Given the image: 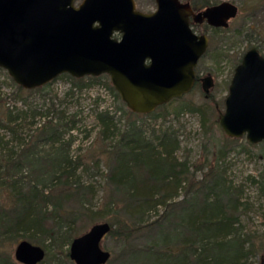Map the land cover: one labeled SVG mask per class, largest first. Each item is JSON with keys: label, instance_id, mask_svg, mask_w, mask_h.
I'll use <instances>...</instances> for the list:
<instances>
[{"label": "trees", "instance_id": "16d2710c", "mask_svg": "<svg viewBox=\"0 0 264 264\" xmlns=\"http://www.w3.org/2000/svg\"><path fill=\"white\" fill-rule=\"evenodd\" d=\"M70 78L72 88L96 82L114 99L119 98L106 74ZM8 84L11 86L8 97L24 103L26 94L46 86L25 89L12 80ZM159 108L165 109V104L156 109ZM154 110L137 114L126 109L128 115L122 127L116 126L108 110L95 112L99 139L109 143L92 163L97 172L104 163L109 190L102 206L91 210L83 195L91 185L83 184L77 173L78 167L85 171L88 167L83 166L79 157L69 155L71 138L63 136L75 127L76 120L52 103L43 113L30 105L8 107L5 97L0 95V197L4 195L7 199V202L0 199V264H21L5 252L7 242L26 238L41 244L47 250L44 256L50 257L53 254L50 247L68 244L74 236L71 217L84 213L90 219L98 218L104 211L118 207L137 229L155 227L148 242L124 248L120 264H251L249 256L255 246L238 219L241 201L237 189L226 183L217 163L204 161L189 170L186 161L175 157L178 141L171 131L164 129L155 135L151 131L149 135L136 118H129L153 117L157 115ZM40 113L44 119L37 122L35 118ZM23 130L32 132L26 133L27 141L19 136ZM1 131L9 133L12 139H6ZM13 141L15 145L8 146ZM46 145L49 149H44ZM205 164L203 177L195 179V172ZM50 186L59 193L45 191ZM181 188L186 196L184 204L173 200ZM158 207L161 211L156 217L145 221V216ZM108 223V233L124 238L135 229L125 222L115 226H111L113 221ZM46 236L50 238L48 242H44ZM63 254L68 256L67 247Z\"/></svg>", "mask_w": 264, "mask_h": 264}, {"label": "water", "instance_id": "95a60500", "mask_svg": "<svg viewBox=\"0 0 264 264\" xmlns=\"http://www.w3.org/2000/svg\"><path fill=\"white\" fill-rule=\"evenodd\" d=\"M155 2L153 11L142 12L133 0H0V68L25 89L61 73L106 74L127 109L149 113L187 92L195 79L193 66L207 38L191 30L189 15L225 27L237 13L230 1L196 14L187 2ZM201 79L206 97L210 77ZM223 104L217 122L226 136L264 140V56L255 47L235 65ZM109 228L108 221H95L72 236L68 257L74 264H103L109 251L100 239ZM12 253L21 264H35L45 249L20 238Z\"/></svg>", "mask_w": 264, "mask_h": 264}, {"label": "rangeland", "instance_id": "374dc122", "mask_svg": "<svg viewBox=\"0 0 264 264\" xmlns=\"http://www.w3.org/2000/svg\"><path fill=\"white\" fill-rule=\"evenodd\" d=\"M80 1L74 0V3L77 4ZM214 1H230L237 6L238 10L229 20L226 28L216 31L207 29L209 49L207 56L202 57L198 62L196 72L201 78L205 77L206 73L211 76L212 86L208 90V95L204 96L197 83L188 93L165 103V109H155L156 116H129V118H136L149 135L151 131L154 135L164 129L171 131L178 141L175 157L180 161H186L189 170L192 169V165L204 161L212 165L217 163L226 183H229L234 190L237 189L238 199L241 201L237 209L238 219L243 231L250 233L255 246L249 260L251 264H264V140L250 143L244 134L240 137H228L217 122L218 114L224 109L223 100L227 94V85L233 68L244 51L254 46L264 56V0L261 3L255 0ZM134 3L136 9L143 12H149L155 8L154 0H134ZM214 47L216 51L212 50ZM216 54L217 58L214 59ZM70 77L72 76H68L67 73L59 74L45 83L46 86L41 90L26 94L24 103L8 97L11 90L8 82L12 79L4 69L0 68V95L5 97V105L8 107L24 108L30 105L43 113L45 107L52 103L58 110L64 111L67 116L76 120L75 127L63 136L66 139L71 138L69 155L73 158L79 157L83 166L88 167L86 171L78 167L77 173L83 184L91 185V188L85 189L83 193L84 199H88L84 201L86 206L91 210H97L102 206V201L109 189L104 177V163L97 172L92 162L101 155L100 150L106 148L109 141L101 142L99 139V125L95 119V112L102 108L108 110L116 126L122 127L128 115L125 111L127 108L120 98L114 99L102 84L95 82L89 86L72 88ZM42 113L36 116L35 121L41 122L44 119L41 116ZM164 113L167 114L163 116ZM24 131L19 136H23L27 141L26 133H30L31 130ZM1 133L6 139H12L9 133L5 131ZM14 145V141L8 144V146ZM13 149L16 148L13 147ZM44 149H49V146H44ZM205 171L206 164L195 172V179L200 180ZM45 191L59 193L53 186L46 188ZM4 197L1 195L0 199L7 202ZM184 198H186L184 189L181 188L173 200L184 204ZM70 205L72 204L68 203V206ZM50 207L48 203L47 208ZM71 208L75 209V207ZM160 211L161 207H158L156 211H150L144 220L155 218ZM71 215L72 213L69 214ZM71 218H73L70 222L73 226V235L83 232L91 223L100 220L113 221L111 226L125 222L124 224L134 227L119 207L104 211L102 217L98 218L90 219L84 213H77ZM134 228L127 238L108 232L102 236L100 246L109 251V256L103 264H120L124 248L128 244L148 242L153 236L155 227ZM49 240L47 236L44 238V242ZM15 242L5 243V252L11 258H13ZM66 247L68 249V244L50 247L52 256L48 257L46 254L40 260L41 264H74L68 256L63 254Z\"/></svg>", "mask_w": 264, "mask_h": 264}, {"label": "flooded vegetation", "instance_id": "af4514ba", "mask_svg": "<svg viewBox=\"0 0 264 264\" xmlns=\"http://www.w3.org/2000/svg\"><path fill=\"white\" fill-rule=\"evenodd\" d=\"M134 1V0H133ZM179 1H181V2H187L188 3V5H189V7H190V9H191V11L194 13V14H196V13H198L199 11H201L203 8H205V7H207V6H212V5H215V4H217L219 1H214V0H212L211 2H209V3H207V4H201L200 3V0H195V1H193V0H179ZM154 4H155V8H156V2H155V0H154ZM134 5H135V3H134ZM136 8V7H135ZM154 8V9H155ZM138 10V9H137ZM238 10V9H237ZM140 11V10H139ZM153 11V10H152ZM143 12V11H142ZM150 12V11H149ZM188 20H189V26H190V28H191V30L195 33V34H204L205 36H206V38H207V45H206V48H205V50H204V52L199 56V58L197 59V61H196V63H195V65L193 66V71H194V76H195V79L193 80V82H192V85H191V87L189 88V90L187 91V92H185V93H183V94H186V93H188L190 90H191V88L195 85V84H197V83H199V86H200V88H201V90H202V79H201V76H198V73L196 72V66H197V64H198V62L201 60V58L202 57H205V56H207V52H208V49H209V47H208V45H209V36H208V34H207V29L209 30V31H216L217 29H220V28H226L227 26H228V22H229V20H228V22H227V26H225V27H223V26H213V25H211V24H208L207 22H206V20L204 19V18H201V19H199V20H195V19H193V17L191 16V15H189V17H188ZM194 27V28H193ZM197 31V32H196ZM254 47V46H253ZM212 50H214V51H216V48L214 47V49H212ZM211 50V51H212ZM211 51H210V57L212 56L211 55ZM258 51V50H257ZM216 58V56H214V59ZM241 59V58H240ZM235 67V66H234ZM234 69V68H233ZM209 77H210V81H211V84H210V86L208 87V90H209V88L212 86V79H211V76L209 75V73H206ZM206 75V76H207ZM202 78H204V77H202ZM231 78V77H230ZM230 80V79H229ZM229 83V82H228ZM227 87H228V85H227ZM202 92L204 93V91L202 90ZM183 94H181L180 96H182ZM207 95H208V91H207ZM179 96V97H180ZM174 98H178V97H174ZM174 98H171V99H174ZM170 99V100H171ZM169 100V101H170ZM169 101H167V102H169ZM166 102V103H167ZM163 104H165V103H163ZM162 105V104H161ZM158 107V106H157ZM156 107V108H157ZM155 108V109H156Z\"/></svg>", "mask_w": 264, "mask_h": 264}]
</instances>
